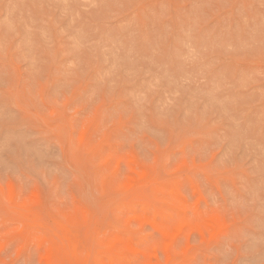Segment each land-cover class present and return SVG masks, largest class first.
<instances>
[{"label":"rangeland","instance_id":"374dc122","mask_svg":"<svg viewBox=\"0 0 264 264\" xmlns=\"http://www.w3.org/2000/svg\"><path fill=\"white\" fill-rule=\"evenodd\" d=\"M0 264H264V0H0Z\"/></svg>","mask_w":264,"mask_h":264},{"label":"bare ground","instance_id":"6f19581e","mask_svg":"<svg viewBox=\"0 0 264 264\" xmlns=\"http://www.w3.org/2000/svg\"><path fill=\"white\" fill-rule=\"evenodd\" d=\"M93 245V244H92Z\"/></svg>","mask_w":264,"mask_h":264}]
</instances>
